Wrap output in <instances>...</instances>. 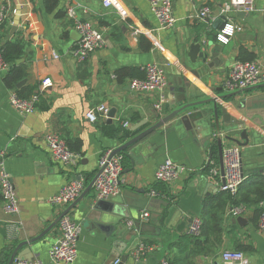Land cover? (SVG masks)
Wrapping results in <instances>:
<instances>
[{"label":"crops","instance_id":"obj_1","mask_svg":"<svg viewBox=\"0 0 264 264\" xmlns=\"http://www.w3.org/2000/svg\"><path fill=\"white\" fill-rule=\"evenodd\" d=\"M118 1L120 9L104 7L101 0H58L53 7L46 0H0V6L5 5L11 11L9 20L0 27V46L17 39L25 43L24 55L18 61L26 65V76L20 80L25 83L21 87H17L20 81L14 86L8 85L9 92L20 94L18 90H21L23 97H30L42 89L44 79L52 80L34 112L20 114L10 105L11 113H0V146L8 151L7 168L19 199V212L8 214L0 189V264H9L21 243L32 241L46 231L44 236L22 246L18 257L57 264L51 259L49 249L59 236L60 221L57 220L68 210L82 226L79 254L74 264H116L135 239L125 234L118 240L115 232L109 235V230L95 227L92 220H87L97 203L94 188H87L97 175L102 151L116 150L151 127L159 116L156 104L160 96L166 98L163 116L176 109L174 102L181 99L184 103L209 98L220 100L221 95L241 91L224 86L235 61L264 63V0H255L254 12L229 14L230 22L241 29L233 31L225 43L217 39L219 30L212 26L216 18L209 22L208 18L199 20L192 16L206 5L218 16L217 12H221L228 0H173L177 20L172 28L159 25L149 0ZM71 7L77 19L92 21L105 33V46L83 63L72 55L79 34L75 19L68 13ZM18 9L20 23L13 31ZM197 38L212 42L219 52L217 60L209 59L214 62L211 71L200 75L194 72L198 64H192L189 57V46ZM54 51L60 58L52 57ZM149 63L166 67L167 87L161 93L133 92L130 80L144 77V67ZM9 64V70L0 75V104L1 86L6 85L5 78L13 67ZM125 68L130 71L120 75ZM263 92L264 87L250 90L221 103L233 116L252 124L231 101ZM263 103L259 101L256 105L262 107ZM101 104L115 109L114 118L98 113L95 121L88 119L87 113ZM124 121L130 122L129 128L123 126ZM259 129L264 135L263 128ZM112 130L116 131L114 137L106 133ZM48 132H59L63 136L80 155L78 163L66 165L54 159L45 139ZM126 132H130V136L125 137ZM149 139L150 136L130 148L135 153L133 161L123 152L121 194L126 203L138 196L137 191L150 196L155 190L161 195L154 197V205L148 209L150 213L162 211L163 202H180L188 212L199 213L202 218L216 214L223 234L221 242L214 238L207 240L204 236L191 237L187 234L189 217H176L163 227L159 236L145 234L144 243L156 244L157 250L141 261L157 264L166 257L170 264H220L223 250L241 249L248 256L249 264H264V233L258 227V206L242 200L255 182L264 181V173L245 171V181L236 197H232L220 189L219 151L214 148L210 157V144L204 140L202 132L197 134L185 128L171 132L162 149H157ZM232 145L235 144L228 142L225 147ZM167 157L185 166L180 177L170 184L156 178L159 164ZM208 161L209 167L203 171ZM212 168H217L220 175L212 176ZM203 174L213 183L209 189L196 182ZM79 175L85 176L88 182L81 196L70 204H54L52 197ZM236 201L248 206L243 224L227 214L229 206ZM133 215H137L135 210ZM130 220L133 216L122 219L124 224Z\"/></svg>","mask_w":264,"mask_h":264},{"label":"built area","instance_id":"obj_2","mask_svg":"<svg viewBox=\"0 0 264 264\" xmlns=\"http://www.w3.org/2000/svg\"><path fill=\"white\" fill-rule=\"evenodd\" d=\"M104 7L120 9L118 0H101ZM150 8L159 25L163 28H172L176 24L173 0H149ZM256 10L255 0H228L222 5L220 14H226L228 22L224 29L219 30L217 39L223 43L228 41V36L236 29H241L230 22V13L243 11L251 13ZM69 15L75 19V28L80 33V39L72 49V55L78 62L87 61L90 56L97 50L103 48L106 44L105 33L101 28L89 20H79L76 18L74 8L68 9ZM11 11L5 5L0 6V27L4 25L10 17ZM213 9L209 6H203L196 11L192 17L199 20L206 18H216ZM53 58H60L58 52L52 53ZM10 68L9 62L4 58L3 51L0 48V75L6 73ZM145 76L134 77L129 82V87L136 93H157L162 92L168 85V75L163 65L159 63H149L144 67ZM264 83V63L259 60H237L229 71L224 81V86L229 90L245 89L251 86ZM52 85L51 78H46L42 82V89L33 93L30 97H23L17 91L10 93V105L20 114L34 112L38 106L42 93ZM166 98L160 96V101L156 104V110L159 114L162 112L163 103ZM110 108L101 104L91 109L87 113L88 119L95 121L97 114L108 116ZM129 121H124L125 128L130 127ZM47 145L49 146L52 156L57 161L66 165H75L78 163L80 155L73 151L67 141L59 132H48L45 135ZM8 151L0 146V189L3 195V205L5 211L10 215H16L19 212V199L12 175L7 168ZM123 152H115L112 148L102 151L99 158V168L93 183L95 198L97 200H108L121 193V183L124 171ZM224 165L225 173L221 176L220 189L227 192L232 197H236L244 181L245 174L241 156V148L238 145H232L224 148ZM185 166L175 162L170 157L165 158L156 170V178L163 183H173L179 177ZM211 175H220L217 168L211 169ZM88 182L85 176L79 175L68 181L60 191L52 197L54 204H70L81 196ZM161 195L158 191H151L150 196ZM260 215L258 227L264 233V199L259 203ZM248 211V206L244 203H233L229 206L228 216H243ZM151 213L143 210L140 215L142 222L150 218ZM203 218L197 215L192 218L187 228V234L190 236H201L203 229ZM129 226L134 225V220L128 222ZM82 232V226L69 213L63 215L59 223V236L49 249L51 259L57 264H74L78 258V243ZM157 250L156 244H147L141 242L138 247L132 251L131 255L139 261L147 258ZM220 264H249V258L246 253L238 249H225L221 252ZM120 259L116 261V264ZM14 264H42L17 258ZM157 264H170L165 257L159 260Z\"/></svg>","mask_w":264,"mask_h":264},{"label":"water","instance_id":"obj_3","mask_svg":"<svg viewBox=\"0 0 264 264\" xmlns=\"http://www.w3.org/2000/svg\"><path fill=\"white\" fill-rule=\"evenodd\" d=\"M217 14L218 16L212 22V26L214 29L222 30L228 22V17L226 14H220V12H217ZM207 21L211 22V18H208ZM19 23L20 9H18L14 19L13 31L18 28ZM78 34L80 39V33L78 32ZM218 55L219 52L217 48L214 47L213 43L210 41L206 42L205 40L197 38L189 46L190 61L192 64H198L197 69L194 71L198 75L209 73L214 67V62L209 61V59L214 58V60H217ZM164 68L166 70V67ZM24 83L25 80L20 81L17 84V87H21ZM263 87L264 83L242 89L238 92L221 95L220 100L209 98L204 100L188 101L186 103H184L185 101L183 99L178 100L174 102V105L177 106L176 109L164 116L159 114L156 122L151 127L121 145L115 150V152H124L127 157L133 161L135 153L130 151V148L139 144L144 138L150 136L149 142L156 145L157 149H162L167 143L171 132H177L180 129L185 128L187 131H194L197 134L202 132L204 140L210 144V147L208 146L210 157H212L213 148L216 147L218 149L222 175L225 173L224 148L228 142L238 145L241 148L243 163L242 168L244 172L259 171L264 173V135L259 129L263 128L264 130V105L262 107L257 106L260 104L256 105L257 102L264 101V92L258 95H250L240 100L235 99L234 101H231V103L238 110H240L246 119H248V121L252 124L247 123L244 119H238L233 116L229 109L221 103V100L226 101L227 99L234 98L237 95L246 93L247 91ZM1 91L2 101L0 104V113L5 115L6 113H11L9 108L10 92L5 84H2ZM115 112V109H111L108 113V117L110 119L114 118ZM162 112L165 113L166 108H162ZM137 127H139V125H137ZM209 164L210 161L207 162L203 171L208 169ZM195 175H198V173ZM95 178L88 186V190L93 187ZM196 182L203 183L204 188L208 189L213 184L204 174L196 178ZM136 194L138 196H136L134 200H128L129 202L127 203L124 194L122 195L121 193L111 198L108 202L105 200H96L97 203L87 216V220H92V222L95 223V227L109 230V235L115 232L118 240H121L125 234H128L131 238L135 239L118 264H145L144 261L135 260V258L131 255L132 251H134L141 242L146 240L144 237L145 234L152 233L154 236H159L163 227L167 226L168 222L172 221L176 217L184 219L189 217L188 221L190 224L193 217L200 215L199 213H193L192 211L188 212L180 202H163L165 208L162 211H153L150 218L147 221L142 222L140 220L142 211H148L149 207L154 205V201L156 199L154 197L145 196L143 192L137 191ZM126 204L131 207L128 208ZM100 210H105L108 213L104 214ZM134 210L137 215H133ZM67 213H69V210L64 212L58 218L57 222H59L61 217ZM132 216L134 220L133 226H129L128 223H123L122 219L124 217L132 218ZM244 221L245 218L243 216H239L235 219V222H239L240 224H243ZM46 232L42 233L39 237H36L33 240L44 236ZM33 240L21 243L12 254L9 264H14V261L19 258V249L22 246L33 242Z\"/></svg>","mask_w":264,"mask_h":264},{"label":"trees","instance_id":"obj_4","mask_svg":"<svg viewBox=\"0 0 264 264\" xmlns=\"http://www.w3.org/2000/svg\"><path fill=\"white\" fill-rule=\"evenodd\" d=\"M46 2L48 4L51 3L52 7L58 4V0H46ZM0 48L3 51L5 60L13 65L12 71L5 78V83L7 86L8 85L14 86L21 79H23V77L26 76V71H25L26 65L18 63L19 59H21L24 55L25 43L23 42V40L17 39L13 42H8L4 45H1ZM128 71L130 70L125 68L122 71H120V75H123V74L125 75L126 73H128ZM18 91L20 92V95H22L21 90H18ZM106 133L108 134V136L114 137L116 134V131L112 130V131H107ZM128 136H130V132L125 133V137H128ZM263 199H264V181L255 182L250 187V189L247 191L246 198H242V200L245 201L246 204L256 203V205L258 206V209H257L258 215H260L259 203ZM235 203H238V202L236 201ZM211 219L213 221H211ZM209 220L210 222H208ZM203 221H204V224H203L201 236L206 237L207 240H211L212 238H214L216 241L221 242L223 228H222V224L219 218L217 217V215L214 214L212 216L210 215L209 217H203ZM238 250H241V249H238Z\"/></svg>","mask_w":264,"mask_h":264}]
</instances>
